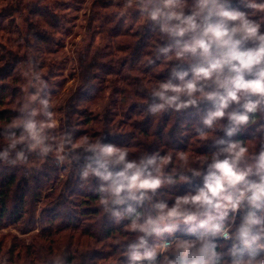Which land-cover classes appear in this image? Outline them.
Here are the masks:
<instances>
[{"label": "trees", "instance_id": "obj_1", "mask_svg": "<svg viewBox=\"0 0 264 264\" xmlns=\"http://www.w3.org/2000/svg\"><path fill=\"white\" fill-rule=\"evenodd\" d=\"M14 2L16 5L8 4L0 10V152L8 149L12 134L16 137L22 133L27 135L22 127H10L13 122L27 120L26 112L21 110L25 101L22 74L25 65L30 63L36 76L46 83L53 80V87L60 88L66 77L57 79L64 76L58 59L72 29L71 5L31 1L24 18L20 15L23 2ZM235 7L243 8L239 2ZM124 8L125 0H94L90 6L85 35L75 50L77 73L71 75L76 78L75 89L61 110L63 119L58 130L59 141L62 135L70 137L73 143L81 137H92L94 141L93 135L96 134L102 143L128 148L130 159L151 156L157 151L161 155L168 153L173 156V163L166 169L174 171L175 165H181L179 153L191 152L190 161L193 155L209 157L223 147L215 145L214 139L246 143L264 139V130L258 131L264 124L262 118L231 138L218 125L207 128L203 119L213 107L207 101L180 111L166 108L160 113H151L150 107L161 102L152 96V87L168 79L178 82V78L172 75V67L180 71L187 68V64L174 62L162 70L164 53L159 49L174 46L175 38L161 33L158 24H143L134 8L126 11ZM130 19L132 24H129ZM24 47L29 50L22 52ZM148 57L154 63L148 64ZM109 99L110 104L102 108ZM200 131L208 133L210 138H198ZM49 132L46 131L47 134ZM56 136L54 132L53 139ZM199 140L203 141L202 148L193 150ZM30 143V140L18 143L15 149H8L6 158H0V165H5L4 168L0 166V260H4V264H28V261L29 264H125L129 259L125 255L129 245L137 243V235L143 234L129 231L126 226L130 220L123 217L118 220L112 211L125 213L131 206L148 215L149 209L153 211L152 204L166 201L171 206L177 197L193 192L202 184L187 166L178 167L172 176L175 183L168 184L175 190L158 191L151 202L146 200L143 204L134 200H127L122 205L109 203L110 210L105 211L104 206L98 204L100 197L105 195L99 192L102 181L94 176H82L87 164L92 163L89 159L92 152L84 148L73 150L71 144H65L70 149L64 154L70 157L67 165L57 160L53 152L42 156L39 149L29 151ZM45 145L54 149L56 142L48 141ZM18 152L24 153V160L17 158ZM32 158L43 160V163L29 171L26 163ZM198 166L199 162L195 161L193 167ZM185 173L189 180L180 187L179 179ZM50 187L54 189L49 191ZM46 189L49 190L38 213L36 206ZM158 194L170 195L173 200L161 199ZM257 215L261 213L257 212ZM38 216L40 219L45 217L46 225L40 235L30 237V244L17 234L4 233V229L14 227L16 231L27 234ZM239 217L240 214L235 219ZM228 225L226 220L225 226ZM237 225L235 221L231 230L235 231ZM154 235L147 237L151 247L157 243ZM198 237L179 240L199 246L201 241ZM209 238L218 245L216 251L224 254L221 259H231L227 253L234 240ZM160 259L162 257L158 255L156 260ZM0 264L3 263L0 261Z\"/></svg>", "mask_w": 264, "mask_h": 264}, {"label": "clouds", "instance_id": "obj_2", "mask_svg": "<svg viewBox=\"0 0 264 264\" xmlns=\"http://www.w3.org/2000/svg\"><path fill=\"white\" fill-rule=\"evenodd\" d=\"M237 2L243 8L235 7ZM128 8L139 12L143 24H158L161 33L175 38L174 46L159 49L164 53L162 70L174 62L187 64L180 71L172 67V75L178 82L168 79L152 87V96L161 102L150 107L151 113L166 108L180 111L211 102L213 107L203 124L209 129L218 125L229 138L264 118V16L255 18L256 12L264 13V0H125L124 11ZM147 62L154 63L151 57ZM38 98V93L31 94L21 110L30 109ZM39 102L44 105L46 120L37 121L35 117L42 110L31 108L29 119L10 125L22 127L27 135L12 134L8 149L30 140L29 151L39 149L42 156L53 152L59 161L65 159V144H71L73 150L84 148L92 152L93 156L89 157L92 163L87 164L82 176H94L102 181L99 192L105 195L98 204L105 211L110 210L109 203L151 202L165 184L175 183L165 175V169L173 163V156L168 153L161 155L157 151L151 156L130 159L128 148L102 143L96 134L94 141L92 137H81L73 143L66 136L54 149L45 145L46 137L42 135L45 127L57 128L60 120L55 112L47 110L49 101ZM259 130H264V124ZM198 138L210 137L200 131ZM214 144L223 147L204 158L198 167L189 163L188 152L178 154L181 167L187 166L202 181L193 192L177 197L171 206L166 201L152 204L155 216L137 212L131 206L125 213L112 211L118 220L122 217L130 220L126 226L129 231L143 234L137 235L138 242L129 245L125 253L131 264H142L145 260L148 264H264V139L252 144L251 151L249 143L239 140L214 139ZM8 149L0 152V158L8 156ZM17 158L24 160V153L18 152ZM245 207L249 211L232 231L235 218ZM230 214L232 223L225 226ZM169 222L204 229L198 237L199 246L178 240L171 250L167 242L149 247L147 237L170 232ZM209 237L238 241L228 250L231 259H221L224 254L216 251L218 245ZM158 254L162 257L159 261Z\"/></svg>", "mask_w": 264, "mask_h": 264}, {"label": "rangeland", "instance_id": "obj_3", "mask_svg": "<svg viewBox=\"0 0 264 264\" xmlns=\"http://www.w3.org/2000/svg\"><path fill=\"white\" fill-rule=\"evenodd\" d=\"M31 1L36 2V0H21V2H23V9L20 12V15L24 18L27 16V13H28L25 9L27 8L28 4L31 3ZM93 1L94 0H46V3H48V4H55L57 2H60V3L67 4V5H71V10H69V14L71 13V16H72L71 17L72 23L70 25V27L72 29H71L69 36L65 39L64 49L60 53V56L58 59V62L61 65V68L63 67L64 76L59 77L57 79H61V78L65 79V77H66V82H64V84H62V86L60 88L59 87L58 88L53 87V80H50V82L46 83L44 81V79H41L39 76H36L35 71H33L34 68L32 65H30V63L25 65V67L22 71V74L24 76L23 77V90L25 92L24 104L28 102V98L31 94L38 93V97H39L38 100L31 105V108H37V109L42 110L40 112V114L35 117V119L37 121H45L46 120V116L44 115V112H43L44 105L40 104V102H39L40 100L49 101V105H48L47 110L55 112L57 114V118L60 120V123H61V120L63 119V114L61 113V110L64 108L66 103L69 101L71 95L73 94L72 92L75 89V87L73 88V86L75 84L76 78H73L71 76L73 73L74 74L77 73V66H76V62L74 59L75 50L78 47V43L82 40V38L85 35V28H86V24H87L89 9H90V6H91ZM117 1H122V0H117ZM8 4H15L16 5L14 0H0V10ZM262 16H264V13H261V12L255 13V18H260ZM132 23H133V21L130 19L129 24H132ZM27 50H29V49L27 47H24L22 52H27ZM109 104H110V99L106 100L104 102V104L102 105V108H106V106ZM31 108L25 111L26 112L25 119L30 118L29 112L31 111ZM262 121L264 123V118H262ZM59 126H60V124H59ZM59 126L57 128L45 127L44 132L42 133V135H44L46 137V139L44 140V144H46L48 141L49 142L55 141L56 144L59 142V137H58ZM47 130L50 131L49 134L46 133ZM53 131L57 134L55 139H53V134H54ZM63 137H65V135L61 136V138H63ZM255 142L249 143L250 147ZM202 143H203L202 140H199V142L195 143L197 145H195V148L193 150H196V149L198 150L199 148H202V146H203ZM189 150H191V149H189ZM69 151H70V149H68V147L65 146L64 154L69 153ZM188 153L191 155V152H188ZM179 154H181V153H179ZM204 158H206V157L198 156L196 154V155H193V159L190 160L189 163L192 164V166H193V165H195V161H198L199 164L201 165ZM63 161H64V164L69 165L70 164V157L68 158L65 156V159ZM42 163H43V160H38L36 158H32L28 163H26V168L29 171H31V170H34L35 168H39V166ZM0 166L2 168H4L5 165H4V163H2V165H0ZM178 167H181V165L180 166L175 165V168H173L174 171L172 169L171 170L165 169V175L170 176L173 179L172 176H175L174 174L178 170L177 169ZM167 172H169V173L167 174ZM31 174H33V173H31ZM180 174H182V173H180ZM187 175L188 174L185 173L184 176L181 179H179L178 184H180V187L183 184H186L188 182L189 179H188ZM62 177H63V174L60 173V178H62ZM196 179L199 181L201 180L198 177ZM58 182L55 184V186L58 184ZM53 189H54V187L51 188L50 190L49 189L44 190L43 198L40 200V202H38V204L36 206L38 213L41 212V209L43 207L42 203H44V201H45V196H46L45 194L48 192V190L52 191ZM163 189L175 190L174 187L168 186V184H165L159 191H161ZM158 197L159 198L163 197V198L167 199V201L173 200V197H171L170 195L158 194ZM148 208H149V206H148ZM245 208L240 213V217L238 219H235V221L238 222L237 227L241 223L243 215H245L247 212V210ZM151 210L152 209H149L148 214L155 216L156 215L155 210L154 209H153V211H151ZM44 219H45V217L40 219L38 216L36 218V222L33 225V228L30 231H28L27 234H22L21 232L16 231L14 227L4 229V233H7V232L13 233L12 235L17 234L20 239L23 238L26 240L27 244H30L31 243L30 237H32L34 235H40L42 233V229L46 225L44 223ZM230 223H232V221H231V219H228V224H230ZM168 226L171 228L170 232H163L160 236H155V235L153 236L156 238L155 239L157 242L156 246L160 245L165 240H168V238L196 237V236H201V234L204 232V229L199 228L197 225H188V224H184V223L172 222ZM232 226H234V224H232ZM161 227L163 228L164 225H161ZM190 228L192 229L191 233L189 232ZM40 242H42L44 244V241H40ZM235 242L238 243V241H235ZM46 246H48V244H46ZM148 246L151 247L150 245H148ZM157 250L159 251V248H157ZM0 261L4 264V260H0ZM29 262L30 261H28L27 263L29 264ZM129 263H131L130 258L127 260V262L125 264H129Z\"/></svg>", "mask_w": 264, "mask_h": 264}, {"label": "built area", "instance_id": "obj_4", "mask_svg": "<svg viewBox=\"0 0 264 264\" xmlns=\"http://www.w3.org/2000/svg\"><path fill=\"white\" fill-rule=\"evenodd\" d=\"M221 240H224L222 237H219ZM179 239H182V238H170L168 240H165L164 242H167L169 244V248L173 245L174 241H177Z\"/></svg>", "mask_w": 264, "mask_h": 264}, {"label": "crops", "instance_id": "obj_5", "mask_svg": "<svg viewBox=\"0 0 264 264\" xmlns=\"http://www.w3.org/2000/svg\"><path fill=\"white\" fill-rule=\"evenodd\" d=\"M245 209H246L247 211H249V209H248L247 207H246ZM235 243H236V242H235ZM157 251H158V250H157ZM158 252H159V251H158ZM158 255H159V254H158ZM158 255H157V256H158ZM157 256H156V258H157ZM145 262H147V260L143 261L142 264H144ZM129 264H131V263H129ZM138 264H139V262H138Z\"/></svg>", "mask_w": 264, "mask_h": 264}]
</instances>
